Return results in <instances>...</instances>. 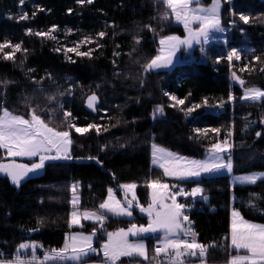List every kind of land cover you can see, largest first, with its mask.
<instances>
[{"label":"trees","instance_id":"16d2710c","mask_svg":"<svg viewBox=\"0 0 264 264\" xmlns=\"http://www.w3.org/2000/svg\"><path fill=\"white\" fill-rule=\"evenodd\" d=\"M201 3L209 5L211 0ZM220 3L221 24L227 29L226 46L200 43L191 53L180 50L179 61L170 70L145 71L143 65L158 53L159 38L184 36L183 28L173 22V17L161 19L165 9L157 0H94L83 5L77 0H25L22 7L19 0H0V42L21 43L27 49L26 53H16V63L0 60V81H9L7 87L0 86V105L26 118L29 106L36 108L46 121L52 120L51 114L57 115L52 122L54 127L62 124L63 112L69 111L77 126L93 123L109 128L100 135L95 130L84 136L71 131L72 159L45 163L42 172L30 175L20 188L0 175V251L4 259H11L21 243L41 245L36 249L40 259L45 251L63 247L69 232V212L73 209L69 188L76 184L80 211L98 210L109 188L126 183L137 184L139 203L147 205L149 190L145 182L149 178L160 177L186 192L202 188L203 193L195 198L178 196L177 200L189 206L187 215L197 240L217 245L209 252L207 264H227L229 254H234L227 239L231 201L245 220L264 224V180L231 186L229 176L220 174L176 181L164 177L163 171L151 164L152 144L179 156L204 159L211 144L231 130L232 147L228 154L233 163L231 174L264 172V123H261L264 100L242 101L241 88L229 80L230 73L236 72L245 81L243 88L264 90V72L260 71L264 68V0H220ZM38 8L45 11L39 12ZM34 11L37 14L32 17ZM23 13L29 19L18 21ZM240 15L249 16L250 23L240 21ZM52 26L57 28L53 33L55 40L25 34L26 29L47 32ZM102 31L107 35L101 40L97 33ZM85 37L103 47L82 44L80 51L95 49L92 59L68 53L76 62L66 60L64 48L69 41L74 43ZM135 38H139V44ZM57 48L59 52L55 51ZM232 49L238 50L241 60H233L230 69L227 59L220 58ZM254 56L261 57V61H255ZM245 64L253 70L240 72ZM165 92L178 99L186 98L185 104L168 107L173 101ZM93 93L98 97L96 111L86 106L87 97ZM25 95L32 96L30 104L25 103L23 108L14 106ZM229 95L233 97L231 101ZM49 96L54 100L50 102ZM42 100L48 101L51 108L38 106L43 104ZM195 104L201 107L191 114L179 110ZM156 105L164 106V114L153 118ZM195 128H219L221 132L218 136L209 133L205 139L196 136ZM51 184L62 186V192H56L61 199L46 197V187ZM257 195L259 199L255 198ZM202 196L208 199L205 201ZM250 201L256 207H250ZM144 223L145 219L136 212L132 219L107 215L101 232ZM96 227L97 224L87 223L80 230L90 232ZM103 241L102 233L97 232L95 246ZM31 253L27 249L20 255L30 258Z\"/></svg>","mask_w":264,"mask_h":264},{"label":"snow or ice","instance_id":"6c2138e0","mask_svg":"<svg viewBox=\"0 0 264 264\" xmlns=\"http://www.w3.org/2000/svg\"><path fill=\"white\" fill-rule=\"evenodd\" d=\"M25 0H19L22 7ZM94 0H77L81 5L87 3L92 4ZM158 3L163 4L165 11L161 15L162 20H168L174 17L176 22L182 23L185 31L188 33L183 40L177 36L162 37L159 40L160 48L159 54L149 60L143 65L145 71L168 67L172 60L171 56L175 53L180 45L191 47L193 42L200 43V38L203 37V42L208 43L210 34L213 32H224L225 28L221 24L220 16V0H211L210 6H203L201 0H157ZM37 11L43 12L45 9L38 8ZM37 11L32 13L35 17ZM71 13L72 9H68ZM10 19L12 17H9ZM27 13L19 16L18 21L28 20ZM239 20L244 24L250 23V17L247 15H240ZM192 24H197L198 27L193 29ZM150 31L153 29L146 26ZM57 31L56 26H52L47 32L26 29V35H34L50 40H55L53 33ZM242 31V30H241ZM107 33L99 32L97 36L103 39ZM137 44L140 43L139 38H135ZM85 43H95L97 48L103 47L91 37H85L84 40L74 42L73 47L64 48L65 59L71 63H75L68 53H74L76 56L92 59V53L95 49L88 51H80V47ZM10 49V51H5ZM55 51L59 52L57 48ZM26 53L27 49L22 48L21 43H11L10 41L0 42V60L11 61L16 63V53ZM118 55V53H114ZM220 59H227L229 68L233 66V60L240 61L241 55L237 49H232ZM217 59V63L220 62ZM255 61H261V57L254 56ZM22 63V62H21ZM253 69L245 64L239 69L240 72ZM31 71V70H30ZM260 71L264 72V68ZM232 80L245 85L236 72L231 73ZM9 81H0V86L7 87ZM70 91V90H69ZM62 95V94H61ZM173 103L168 107H179L185 104V99H178L174 95L165 92ZM50 102L54 97L47 98ZM233 97L229 95V101ZM242 100L253 103L264 100V90L256 87H245ZM98 97L95 93L87 97L86 106L92 111H96V103ZM26 105L30 104V98L25 97ZM207 103V101H205ZM223 102H221V105ZM62 107V106H61ZM200 104H195L187 108H180L185 115L191 114ZM164 114V106L156 105L154 108L153 118L156 115ZM64 120L59 126H52V120H44L39 115L36 108L29 106L28 116H21L9 111L7 108L0 105V174L8 178L13 186L20 188L23 181L30 177L31 174H36L45 167L46 161L70 160V146L72 145L71 131L84 136L90 131L95 130L96 135H100L101 131H108V126H101L89 123L87 126H77L74 124L72 113L69 111L63 112ZM120 123L119 120L116 121ZM264 123V119L261 120ZM116 125H112L115 127ZM197 137H204L208 139L209 133L219 135L221 129L219 128H195L193 130ZM227 137L232 136V131L228 130ZM257 137L261 136L260 132L256 133ZM193 139V137H189ZM124 145H121L123 147ZM232 145L228 139L224 141L217 140L208 148V157L205 160H190L179 156L175 153L167 151L164 148L152 144V165L163 170L164 177H172L178 180L182 179H199L205 174H215L220 172L232 173L233 163L231 156L226 158L220 155L230 151ZM104 149L102 148L101 151ZM17 157H26L32 159L39 158V162H33L30 165L16 162ZM88 159H96L89 157ZM97 163L99 161L97 160ZM240 183L256 184L259 180H264V173L254 174L250 176L236 177ZM78 184L72 186L73 196L70 201L73 211L70 213L68 227L73 226L83 227L82 220H91L93 224H99L101 227L107 219L106 214L113 216H132V208H139L141 213H146L148 216V224L139 225L132 224L127 230L119 229L115 232L107 233V241L104 242L99 252L92 246L93 236L96 235V229L90 235L74 234L65 237L63 247L59 249H49L45 251L43 258L40 259L36 255V249L42 247L36 243H21L16 249V254L11 259H4L0 254V264H48L49 261H70L72 264H86V258L91 254L100 255L102 253V264H119L121 258H129L131 260L146 261L148 264H207V256L212 249L217 245L202 244L197 240V233L192 228V221L187 215L188 205L180 203L177 200L178 196H191L195 198L198 194L203 193L200 187H194L191 192H186L183 188L177 191L176 184L169 185L162 181L160 177L149 178L145 182V187L149 190V203L147 207L141 206L138 197L135 193L137 184L126 183L121 184L120 188L124 191L126 203L122 204L113 195V190H107V198L104 199L96 211H80L78 209L79 197L76 195ZM131 193V199H127V195ZM259 199L257 195L255 197ZM205 201L207 196H202ZM170 201V203H169ZM250 207L256 205L250 201ZM232 220L230 226V243L229 249L233 250L235 254H229L227 264H264V224L251 223L245 220L239 211H232ZM42 223V221H38ZM38 230V229H37ZM161 233L159 243L153 249L149 250L141 240L130 241L129 236L140 237L147 234ZM31 249V257L23 258L20 253L23 250ZM243 251V254H242Z\"/></svg>","mask_w":264,"mask_h":264},{"label":"crops","instance_id":"0c3cea01","mask_svg":"<svg viewBox=\"0 0 264 264\" xmlns=\"http://www.w3.org/2000/svg\"><path fill=\"white\" fill-rule=\"evenodd\" d=\"M220 11H221V3H220ZM191 26H194V24H192ZM212 35H211V40H214L215 41V39H218V37H220L221 35H222V33H220V32H213V33H211ZM200 40H202V39H200ZM197 44H199V43H196V45ZM186 50V49H185ZM187 51V50H186ZM188 52V51H187ZM179 61V60H178ZM232 85H236V86H238V87H240L241 88V97H242V95L244 94V90H245V88H243L242 86H241V84H239L238 82H236V81H234L233 80V83H232ZM242 100V99H241ZM242 101H245V100H242ZM151 154H152V146H151ZM220 155H222L223 157H227L228 155L226 154V153H221ZM183 157V156H182ZM207 157H208V154H207V156L204 158V159H191V158H187V159H190V160H205V159H207ZM186 158V157H185ZM16 159V162H21V163H29L28 161H33V162H39V159H38V157L36 158V157H34V158H32V159H28V158H26V157H17V158H15ZM27 161V162H26ZM151 161H152V155H151ZM7 162V161H6ZM32 162V163H33ZM47 162H51V161H46L45 163H47ZM151 164H152V162H151ZM153 166V165H152ZM153 167H155V166H153ZM156 168H159V167H156ZM160 169V168H159ZM43 170V169H42ZM42 170H40L38 173H36V174H40L41 172H42ZM162 170V169H161ZM163 171V170H162ZM260 173H264V172H253V173H251L252 175H254V174H260ZM220 174H226V175H228L229 176V179H230V184H231V186H233V185H247V183H240V182H238L235 178L237 177L236 175H233V174H228V173H226V172H220V173H215V174H205V175H202V176H213V175H220ZM0 175H2V174H0ZM31 175H33V174H31ZM166 178H168V179H172V180H176V181H189V180H195V179H182V180H178V179H175V178H172V177H166ZM112 190H113V195H114V197L117 199V200H119V201H121L122 202V204H124V203H126V197H125V193H124V191L120 188V185L119 186H117L116 188H112ZM136 190V189H135ZM72 196H73V194H72ZM106 198H107V196H106ZM70 199H72V197L70 198ZM127 199H131V193H129L128 195H127ZM148 205V204H147ZM147 205H141V206H144V207H147ZM132 213L133 212H136V214L139 216V217H142V218H144L145 219V223L144 224H141V225H145V226H147V214L146 213H141L140 212V210H139V208H135V207H133L132 209ZM233 210H235L233 207H232V201H231V205H230V209H229V223H228V235H227V239H228V245H229V243H230V226H231V220H232V211ZM73 211V209H70V212H69V218H70V213ZM83 211H85V210H83ZM106 215H108V216H112V217H115V218H124V219H132L133 218V214H132V216L131 217H128V216H113V215H111V214H106ZM69 218H68V221H69ZM106 221V220H105ZM104 221V222H105ZM82 222V224L84 225V224H87V223H93L91 220H82L81 221ZM250 222V221H249ZM251 223H255V222H251ZM256 224H260V223H256ZM137 226H139V224H136ZM103 227H104V224H103V226L101 227L98 223H97V227H96V229H97V231H96V234H97V232H100V234L102 233V235H103V237H104V241L98 246V248L104 243V242H106L107 241V233H103V232H101L102 230H103ZM129 227H131V225L130 226H128L127 228H125V230H127ZM69 228V227H68ZM80 228H82V227H79V226H73L71 229L69 228V232H68V236H70V235H72L73 234V231L75 230V229H78V230H80ZM95 229V228H94ZM119 230V229H118ZM115 231H117V230H115ZM115 231H111V232H115ZM89 233H92L91 231L89 232ZM161 235V234H160ZM160 235H158L157 233H155V234H147V235H144V236H140L141 238H143V239H145V241H146V243H147V247H148V249L149 250H151V248H152V246L154 245V244H157V243H159V237H160ZM129 239H133L134 237L133 236H129L128 237ZM97 248V251L99 252V250L100 249H98ZM230 251H233V250H231L230 249ZM235 254V253H234ZM242 254H243V251H242ZM100 255H102V253L100 254ZM95 256H97V254H92V255H90L88 258H86V261H88L89 259H91V258H94ZM132 262H130V260H129V258H121V261L119 262V264H138V262L137 261H133V260H131ZM66 263H68V264H72V262H70V261H65ZM139 264H148V262H146V261H141V262H139Z\"/></svg>","mask_w":264,"mask_h":264},{"label":"rangeland","instance_id":"374dc122","mask_svg":"<svg viewBox=\"0 0 264 264\" xmlns=\"http://www.w3.org/2000/svg\"><path fill=\"white\" fill-rule=\"evenodd\" d=\"M211 4V3H210ZM210 4L209 5H205V7H207V6H210ZM173 22L176 24V25H179V26H181L182 28H183V30H184V36H178V35H167V36H177V37H179L180 39H184V38H186L187 37V35H188V33L185 31V28H184V26H183V24L182 23H178V22H176V20H175V18L173 17ZM193 29H196L197 27H198V25L197 24H194V26H191ZM225 28V27H224ZM226 31H227V29L225 28V31L224 32H222V35L220 36V37H218V39H215V41L214 40H211L212 38H211V35L212 34H210V38H209V41H208V43H213V44H216V45H224V44H226V41H227V38L225 37V36H227L225 33H226ZM221 33V32H220ZM167 36H164V37H167ZM162 38V37H161ZM161 38H159L158 39V41H157V43H158V49L161 47L160 46V44H159V40L161 39ZM200 39H202L201 40V42L200 43H204L203 42V37H201ZM199 43V44H200ZM196 45V42H193L192 43V46L189 48V47H187L186 45H180L178 48H177V50L175 51V53L171 56V60H172V62H171V64L168 66V67H162V68H159V69H154V70H170L175 64H177V62H178V59H179V52H180V50H182V49H186L189 53H191L192 52V48L194 47ZM74 46V43H72V41H69V44L67 45V47H73ZM159 54V52L156 54V55H158ZM153 70V71H154ZM232 73V72H231ZM231 73H230V75H229V80H230V83L232 84L233 83V80L230 78L231 77ZM25 97H32V96H28V95H25V96H23V97H19L18 99V101H16L15 103H14V106H16V107H19V108H23V106H24V104H25ZM34 98V97H33ZM38 101H40V98H37L36 99V102L38 103ZM41 103H43V104H41V105H39L38 104V106H41L42 108H51V104H49V102L48 101H44V100H42L41 101ZM23 111V110H22ZM53 113V112H52ZM51 115H53V116H51V117H53L52 118V122L55 120L54 118H56L57 117V115H54V114H51ZM59 117V116H58ZM57 117V118H58ZM57 120V119H56ZM227 155L229 154V152H227L226 153ZM37 158V157H36ZM39 159V158H38ZM58 161H62V160H58ZM1 162H6V160H4V161H1ZM18 163H21V162H18ZM24 164H31V163H24ZM250 175H252L251 173H247V174H240V175H236L237 177H243V176H250ZM46 189H47V194H46V197L49 199V200H54V199H56V198H58V199H61V196H59V195H57L56 196V192H58V193H60V192H62V186H60V184H57V185H55V184H51V185H49L48 187H46ZM173 191L175 190V189H172ZM178 189H176L175 191H177ZM72 194H73V192H72V188L70 187L69 188V196H70V198L72 197ZM70 201H71V199H70ZM121 202V201H120ZM122 203V202H121ZM169 203H170V201H169ZM88 211V210H87ZM147 218V222H148V216L146 217ZM148 224V223H147ZM94 228H92L91 230H93ZM96 229V228H95ZM97 230V229H96ZM84 234V235H90L91 233H89V232H86V231H84V230H78V229H75L74 231H73V234L72 235H74V234ZM158 235H160L161 233H157ZM97 235V234H96ZM96 235L95 236H93V239H92V246L94 247V248H98V247H96L95 246V244H94V242H95V239H96ZM129 239V238H128ZM130 241H136V240H141V241H143V243L145 244V246H146V248H148L147 247V243H146V241H145V239H143V238H141V237H134L133 239H129ZM101 247V246H100ZM100 247L98 248V249H100ZM92 255V254H91ZM133 261H135V260H133ZM132 262V261H131Z\"/></svg>","mask_w":264,"mask_h":264},{"label":"built area","instance_id":"2783aa9c","mask_svg":"<svg viewBox=\"0 0 264 264\" xmlns=\"http://www.w3.org/2000/svg\"><path fill=\"white\" fill-rule=\"evenodd\" d=\"M227 42H228V40L226 41V44H227ZM203 44H207V43H203ZM226 44H224V46H226ZM225 139H228L229 140V143L231 144L230 138L227 137L226 134L223 135V137L221 138L220 141H224ZM91 232H93V230H91ZM157 244H154L151 249H153L155 246H157ZM0 254H2V256L4 257L3 252L0 251ZM102 261H103V256L102 255H97L92 260L86 261V264H102Z\"/></svg>","mask_w":264,"mask_h":264}]
</instances>
